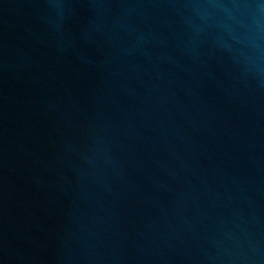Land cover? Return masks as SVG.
I'll return each mask as SVG.
<instances>
[{"label":"water","instance_id":"obj_1","mask_svg":"<svg viewBox=\"0 0 264 264\" xmlns=\"http://www.w3.org/2000/svg\"><path fill=\"white\" fill-rule=\"evenodd\" d=\"M0 264H264V0H0Z\"/></svg>","mask_w":264,"mask_h":264}]
</instances>
